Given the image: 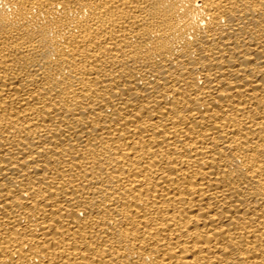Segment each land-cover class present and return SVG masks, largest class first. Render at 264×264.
<instances>
[{"label": "bare ground", "instance_id": "6f19581e", "mask_svg": "<svg viewBox=\"0 0 264 264\" xmlns=\"http://www.w3.org/2000/svg\"><path fill=\"white\" fill-rule=\"evenodd\" d=\"M0 264H264V0H0Z\"/></svg>", "mask_w": 264, "mask_h": 264}]
</instances>
